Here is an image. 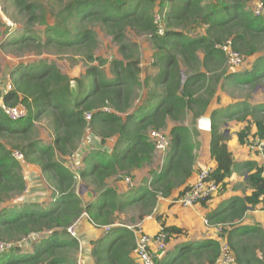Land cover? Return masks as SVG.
Wrapping results in <instances>:
<instances>
[{"label":"trees","instance_id":"1","mask_svg":"<svg viewBox=\"0 0 264 264\" xmlns=\"http://www.w3.org/2000/svg\"><path fill=\"white\" fill-rule=\"evenodd\" d=\"M5 1V12L13 22H23V29L10 32V27L5 26L1 30L0 21V36L8 34L1 41L2 48H11L19 55L71 52L87 69L82 76L70 78L56 64L38 59L10 70L12 88L1 95L2 100L11 107H24L27 113L11 120L0 107V240L16 243L33 234L45 236L31 243V252L16 245L0 252V264H76L79 241L66 228L84 213L94 227L108 226L100 238L91 241L94 264H137L132 256L133 232L124 225L114 226L118 213L136 208L142 218L153 212L159 197H168L184 186L181 195L187 188L197 146L193 142L195 131L182 122L189 113L194 120L204 114L222 79L225 83L239 80L251 88L264 85V16L246 9L249 0ZM261 2L264 6V0ZM157 14L163 26L161 34ZM48 15L51 22L47 21ZM197 23L205 26L204 34L190 36L184 32ZM35 25L44 27L36 31ZM95 27L119 44L121 58L111 60V76L101 68L106 60L95 55ZM127 30L149 35L159 52L157 73L143 81L139 49L127 37ZM227 40L244 61L259 54L250 70L227 72L225 53L216 47ZM95 61L99 64L94 65ZM72 81L76 84L75 94ZM142 86L147 88L146 98L134 107ZM42 115L52 124L53 139L49 143H40L34 137L35 122ZM248 115L256 126V134L264 138V103L251 106L243 99L221 114L220 122L212 117L209 151L216 166L211 177L219 184V190L234 165L228 137L222 131L223 119L244 121ZM167 119L181 123L169 132L171 157L164 159L159 170L149 171L148 185H131L118 193L107 180L113 176L122 179L135 169L151 165L155 149L148 130L164 129ZM250 126L248 121L237 133L241 144L248 142ZM87 131L99 138L101 145H107L110 138L114 141L108 147L110 152L95 148L84 151V166L78 177L91 194L85 201L77 191L76 174L61 158L78 149ZM14 149L50 179L51 201L47 206L5 205L7 199L22 194L26 188L22 164L12 156ZM244 165L249 167L252 193L230 199L207 218L211 224L228 225L226 239L235 264H264V228L259 224H239L247 209L264 195V167L250 161ZM164 228L167 240L173 233L181 232L174 226ZM219 252V241L215 239L186 242L156 259L155 264H214Z\"/></svg>","mask_w":264,"mask_h":264},{"label":"crops","instance_id":"2","mask_svg":"<svg viewBox=\"0 0 264 264\" xmlns=\"http://www.w3.org/2000/svg\"><path fill=\"white\" fill-rule=\"evenodd\" d=\"M202 55L203 53L200 51L199 56L202 57ZM258 55L259 54H255L247 58L251 61L247 68L244 67L246 59L244 63L239 67L233 68L227 65V72L243 73L246 70H250L254 60ZM157 71L155 73L149 74L148 76H154ZM221 89H227V92L221 93ZM219 95L221 97H219ZM145 98L146 96L143 99L145 100ZM243 99H246L251 106L264 103V85L258 84L251 88L249 84L247 85L239 83V80H237L236 82L225 83L222 79L216 89L215 96L209 103L204 114L195 120L192 118L191 113L186 116L182 124L189 127L192 131H195V135H193V142L196 144L197 147L195 149L194 170L190 177L187 179L185 186H188L189 184L193 183V181H195L199 169L207 167L213 170L216 166V162L214 161V159L211 158L209 151L210 124L213 114L215 112L219 115L226 114L233 104L243 101ZM141 103H143V101ZM187 117H189L190 120L192 118V124H185L188 119ZM223 120L224 123L222 125V131L224 132V135L228 137L227 145L232 153L234 161L232 170L229 176L225 179V186L221 190H219L209 201L197 203L192 206H182L180 203L177 202L178 195L184 188V186H182L174 190L172 194H170L168 197H159L153 212L150 215H146L137 221L141 222L143 229L149 234H155L161 226H174L181 230V232L173 233L169 237L165 249L158 254L157 259L168 255V253L174 252L175 250H177V248H180L181 244L186 242L198 243L205 239L218 240L219 232L216 229V225L218 224H211L208 221V211L213 212L217 209H220L230 199L237 197H245L247 195H250L253 191L252 186L248 181V174L250 173L249 167L245 166L244 162L250 161L254 162L257 166L264 167V153L249 148V143L253 138L257 136L256 126L254 125L252 117L250 115H248L246 117V120L244 121H237L235 119ZM248 121L251 122L248 142L241 144L238 140L237 133L248 124ZM166 124L167 125L164 129L169 130L167 132L169 133L172 126L181 123L178 121L167 119ZM205 138H207V141L205 140ZM113 141V138L107 139V144H111L109 145L110 148L113 144ZM108 152H110V149H108ZM165 158L166 152L161 153L159 151H154L153 160L156 161V164L155 162L154 164H152V160L151 165L135 169L129 175H125V177H130V184L125 181V177L119 179L117 178V176L109 178L107 180V183L109 186H111L110 180L115 177V179L119 182L115 183L114 188H116L118 193H123L129 188V186L134 185L133 181H137L138 176L142 171L146 170L150 176L149 171L151 169L159 170L161 164L163 163V159ZM254 170H251V172H253ZM239 224H259L264 228V211L261 206V201L257 203L254 207H249L247 209ZM93 228L94 229L89 228L85 225L80 226L79 229H77V232L79 234L78 236L82 240L83 244L82 255L81 257H79L80 260L78 264H94L92 263L93 260L91 261L90 259V243L91 241L102 236V233L100 234V236L98 235L99 231L104 233L107 231V229L105 228V226L101 228L93 226ZM223 228V233L226 237L225 230H227L228 225H224ZM23 250L25 252H31V244L30 246L28 245L24 247ZM132 256L136 263L139 264L134 252H132Z\"/></svg>","mask_w":264,"mask_h":264},{"label":"rangeland","instance_id":"3","mask_svg":"<svg viewBox=\"0 0 264 264\" xmlns=\"http://www.w3.org/2000/svg\"><path fill=\"white\" fill-rule=\"evenodd\" d=\"M213 1L215 2L216 0H213ZM42 2L46 3L47 0H42ZM256 2H258V0H249L248 2H246L245 4L246 9L252 10L253 3H256ZM164 4L167 5L166 2H164ZM5 6H7L6 1L0 0V21L3 23V27L1 28V30H4L5 26L10 27V32H15V31H19L20 29H23L22 28L23 22L21 21L13 22L9 18L8 14L5 12L4 10ZM47 21L51 22L50 15L47 16ZM160 21H161V18H160ZM43 27L44 26H41V25H35L34 30L39 31V30H42ZM95 30L97 32V39H98V44L95 49V55L106 60V62L103 64L101 68L105 72L106 75L111 76L112 74L110 71L111 60H113L114 58H118V59L121 58V55L119 54V51H118L119 44L116 41H114L111 36L107 35L100 27H95ZM184 32L190 36L201 35L205 33V26L197 23V24H194L193 26H189L185 28ZM126 33H127V37L132 42L136 43L138 46L139 66L142 71L140 73V78L143 81L146 76H148L149 74L155 73L157 71L158 67L155 65V62L159 54L158 49L154 45L149 35H146V34L137 35L132 30H127ZM6 36H8V34H3L2 36H0V97L3 93H5L7 90L12 88V85L10 83L9 73H10V70L14 66L20 63H30L38 59H44V60H47L48 62H52L56 64V66L60 69V71L63 74L68 75L70 78L82 76L87 69V65L84 62H82L79 58L77 59L76 55H74L71 52L59 54V53H54L50 51H43L40 54L36 52H25L21 55L14 54L12 51L9 50L11 48L6 49V48L1 47V41ZM250 62H251L250 59L249 60L246 59L244 67L247 68ZM93 64L98 65L99 62L95 61ZM71 86L73 89V93L75 94L76 84L74 81H72ZM242 88H245V87H242ZM146 91H147L146 86H142V88H140V90L138 91V98L135 104H140L142 101H144L143 98L147 95ZM220 92L221 93L227 92V89H221ZM219 97L221 96L219 95ZM135 106L137 105H134V107ZM213 117L215 121L220 122L221 117L219 114L215 113L213 114ZM187 118L188 119L185 122V124L186 123L189 125L192 124L191 123L192 118L190 117L191 120L189 119V117ZM211 122H212V119H211ZM162 130L164 132L169 131L167 129H162ZM34 133H35L34 137L40 143H49L52 141L53 139L52 124L50 122V119L46 115H42L40 120L35 122V132ZM205 140L207 141V138H205ZM109 145L111 144L109 143L107 145H101L99 142V138L92 136L90 131H87L83 139L80 141L78 149L75 152H73L72 154L63 156L62 158L60 157L62 159V163L76 174L77 191L78 193L81 192V194H83L81 196L85 201L88 200V197L91 194H89L90 193L89 190L87 189L86 186L83 185V182H81V180L78 177L79 170L84 166V163L82 161V158L84 156V151L85 149H89V148L108 150ZM168 150L166 151V160H168L171 157V152H169ZM154 162L156 164L155 160H153L152 164H154ZM22 174H23L25 184H26V188L24 192L20 195H14L13 197L7 199L5 202V205L19 207L22 204L34 203L36 205L37 204L41 205L42 207L47 206L48 202L51 201V197H50L51 185H50V179H48L47 175L44 172H42L39 166L28 164L27 162L22 164ZM117 178H119V176H117ZM150 179L151 178L148 172L145 170L139 174L137 181H133V182H134V185H140V184L148 185ZM116 182H119V181L116 180L114 177L113 179L110 180V185L115 187ZM209 213L211 212L208 211V214ZM139 219L141 218L139 217L138 209L136 208L127 209L121 213H118V221L114 224V226L135 224ZM79 222H80L79 227L86 225L87 227L94 229L93 225L90 223L86 215L81 216ZM106 227L107 226H105V228ZM47 233L48 232L46 231L44 234L47 235ZM101 233L102 235L104 234L103 232L99 231L98 235L100 236ZM78 235L79 234L77 232V240L79 241V248L75 255L76 264L79 263V260H80L79 257H81L82 250H83L82 240L79 238ZM221 235H224L223 231L221 232ZM44 236L45 235L38 234L37 238H28V237L27 239L23 238L17 241L18 243L16 242L15 244H20L19 246L18 245L16 246L22 249L28 245L30 246L31 243H37ZM103 244H105V242ZM91 248H92V245L90 243V259L92 261Z\"/></svg>","mask_w":264,"mask_h":264},{"label":"built area","instance_id":"4","mask_svg":"<svg viewBox=\"0 0 264 264\" xmlns=\"http://www.w3.org/2000/svg\"><path fill=\"white\" fill-rule=\"evenodd\" d=\"M252 12L256 16H264V6L261 0L253 3ZM160 18L161 17L159 15L155 17L156 22L158 23L159 34H161L163 31V26L160 23ZM216 47L225 53L228 66L235 68L243 64L244 58L232 48L230 40H227L226 42L221 44H217ZM0 107L11 120L22 118L27 113L26 109L22 106L11 107L5 105L1 97ZM86 118L89 119L90 114L87 113ZM148 137L154 145L155 151H159L161 153H165L170 148L172 143L171 135L167 132H164L162 129L149 130ZM249 148L264 153V138H261L257 135L249 143ZM12 156L21 164H24L26 162L24 155L20 150L14 149L12 151ZM211 172L212 169L207 167L199 169L195 181L189 184L187 188L181 193V195L178 196L177 202L182 206H192L197 203L209 201L219 191V184L214 179H212ZM262 178L264 179V170L262 172ZM124 179L128 184L131 183V179L129 176H126ZM260 200L262 209L264 211V195L260 197ZM84 215L88 217L86 213H84L82 216ZM79 220L80 218L71 223L66 228L67 233L75 238H77V229L80 223ZM125 226L129 228L135 236V247L133 252L137 258L138 263L155 264V260L157 259L158 254L165 249L167 243V232L165 231L164 226H161L155 234H149L148 232H146L143 229L141 222H136L135 224ZM223 227L224 226L221 224L216 225V229L219 232L218 241L220 252L215 261V264H235V257L230 250L227 239L224 235H221V232L224 229ZM106 229H108V226L106 227ZM37 237L38 234L28 236V238ZM25 239H27V237ZM14 245L19 246L20 244L0 240V252L6 250L8 251L10 248L14 247Z\"/></svg>","mask_w":264,"mask_h":264},{"label":"clouds","instance_id":"5","mask_svg":"<svg viewBox=\"0 0 264 264\" xmlns=\"http://www.w3.org/2000/svg\"><path fill=\"white\" fill-rule=\"evenodd\" d=\"M125 226V225H124Z\"/></svg>","mask_w":264,"mask_h":264}]
</instances>
